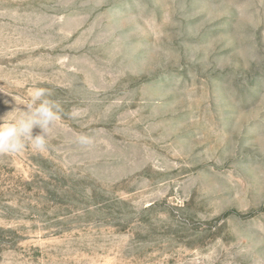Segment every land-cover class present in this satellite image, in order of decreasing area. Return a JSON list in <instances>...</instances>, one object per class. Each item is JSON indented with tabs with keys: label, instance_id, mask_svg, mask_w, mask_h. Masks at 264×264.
I'll list each match as a JSON object with an SVG mask.
<instances>
[{
	"label": "rangeland",
	"instance_id": "rangeland-1",
	"mask_svg": "<svg viewBox=\"0 0 264 264\" xmlns=\"http://www.w3.org/2000/svg\"><path fill=\"white\" fill-rule=\"evenodd\" d=\"M36 87L0 264H264V0H0V118Z\"/></svg>",
	"mask_w": 264,
	"mask_h": 264
},
{
	"label": "clouds",
	"instance_id": "clouds-1",
	"mask_svg": "<svg viewBox=\"0 0 264 264\" xmlns=\"http://www.w3.org/2000/svg\"><path fill=\"white\" fill-rule=\"evenodd\" d=\"M50 96V90L36 87L31 91L29 101L24 104L26 110L20 109L18 115L0 118V152H20L27 141H31L38 150L45 149L50 130L63 111L59 103L48 98ZM34 127H39L41 133L33 136Z\"/></svg>",
	"mask_w": 264,
	"mask_h": 264
}]
</instances>
